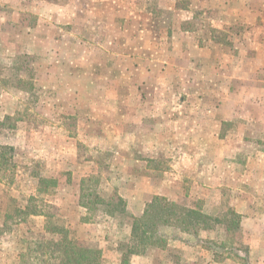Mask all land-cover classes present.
<instances>
[{
  "label": "crops",
  "instance_id": "0c3cea01",
  "mask_svg": "<svg viewBox=\"0 0 264 264\" xmlns=\"http://www.w3.org/2000/svg\"><path fill=\"white\" fill-rule=\"evenodd\" d=\"M15 2L19 15L26 3ZM48 2H38L37 23L22 33L33 37L40 79L70 95L77 139L111 157V185L126 209L136 216L158 196L187 209L199 203L210 220L131 264H264V7L254 5L264 0H72L64 21L72 32L55 27L57 5ZM238 15L243 37L230 46L215 34L224 31L219 19ZM42 144L52 162H63L65 149L76 153L71 141Z\"/></svg>",
  "mask_w": 264,
  "mask_h": 264
},
{
  "label": "rangeland",
  "instance_id": "374dc122",
  "mask_svg": "<svg viewBox=\"0 0 264 264\" xmlns=\"http://www.w3.org/2000/svg\"><path fill=\"white\" fill-rule=\"evenodd\" d=\"M7 1L0 0V33L4 35L0 36V264H131L135 256L166 248L168 238L181 230L176 228L180 212L167 225L149 228L147 240L141 235L143 221L139 218L144 210L134 216L126 209L125 199L111 185V157L106 153L91 154V148L77 139V117L67 109L66 97L70 95L61 92L62 86L56 84L60 89L55 91L40 79L39 55L31 51L33 37L25 38L22 33L37 23L32 10L37 9L39 1L55 3L57 10L53 14L59 23H54L55 27L72 32L73 27L64 21L76 5L72 0H23L26 6L18 15L12 8L18 6L17 2L9 0V5H3ZM154 2L150 0L151 5ZM84 6L79 5V18L85 13ZM15 13L17 24L13 21ZM219 20L224 31L215 37L220 41L227 39L230 46L240 45L244 21L241 16L232 22ZM258 20L251 24L257 25ZM161 22L160 18L155 25ZM205 22L208 21L204 18L203 26H207ZM76 26L80 28V23ZM58 33L57 41L70 42L66 35ZM73 33L82 37L75 28ZM4 40L6 45L2 47ZM58 49L63 51V59L74 57L66 51L67 45L59 43ZM50 92L56 101V113L46 114ZM51 138L71 141L76 153L65 149L61 153L63 162L49 161L42 154H49L51 149L42 142ZM169 202L184 208V203ZM192 204L196 209L191 210L198 211L200 204ZM137 219L139 229L133 231ZM209 221L202 218L201 224L208 225ZM195 231L192 227L181 230L186 235ZM116 253L120 256L117 262Z\"/></svg>",
  "mask_w": 264,
  "mask_h": 264
},
{
  "label": "trees",
  "instance_id": "16d2710c",
  "mask_svg": "<svg viewBox=\"0 0 264 264\" xmlns=\"http://www.w3.org/2000/svg\"><path fill=\"white\" fill-rule=\"evenodd\" d=\"M150 212H153V216H150ZM176 212H180L181 214V219L176 220L180 222L177 223L176 228L183 231H189L191 227L193 230H196L198 225L201 223L202 218H206L197 210L178 207L174 203L169 202L166 198L156 196L153 198L151 203L147 204L143 211L142 217L139 218L143 221V232H141V235L143 237L147 236L151 232V230L148 231L149 228L154 230L155 227L160 225H167L170 219H172L173 216H176ZM140 220L138 221L137 219L134 221L132 226L133 231L139 229L137 224L140 222ZM145 239L147 240L148 238L145 237ZM146 240H144V242H146ZM73 250L76 251L74 248ZM95 254H98V252ZM73 256L74 254L72 255L71 259H73ZM73 263L79 264L78 261H73Z\"/></svg>",
  "mask_w": 264,
  "mask_h": 264
}]
</instances>
